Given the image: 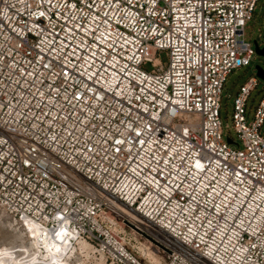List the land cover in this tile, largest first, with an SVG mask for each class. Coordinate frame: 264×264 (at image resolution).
Wrapping results in <instances>:
<instances>
[{"label":"built area","instance_id":"built-area-1","mask_svg":"<svg viewBox=\"0 0 264 264\" xmlns=\"http://www.w3.org/2000/svg\"><path fill=\"white\" fill-rule=\"evenodd\" d=\"M258 1L0 0V210L108 264H148L131 234L159 264H264L256 77L233 99L237 142L220 118Z\"/></svg>","mask_w":264,"mask_h":264},{"label":"rangeland","instance_id":"rangeland-1","mask_svg":"<svg viewBox=\"0 0 264 264\" xmlns=\"http://www.w3.org/2000/svg\"><path fill=\"white\" fill-rule=\"evenodd\" d=\"M245 33L247 39L252 44L255 56L248 66L235 68L229 73L222 89L220 110L223 131L225 135L230 136L236 142L237 137L232 126V107L233 99L239 89V86L250 77H256L258 81V85L251 92L246 104V117L248 121L252 119L255 108L264 91V79L257 75V67H260L264 71V55L258 54L255 50L256 46L260 49L264 47V0H259L257 2L253 16L247 23ZM159 58L163 63H165L167 61L166 53L160 52ZM145 68L150 69L151 67L147 64ZM262 131H264V125ZM10 220L11 219L6 215V213L0 210V253L6 252L9 255L14 256L17 255L16 253L18 251V240L16 238V233L18 231L14 230L15 226L10 224ZM130 237L131 248L136 251L148 264H159V262L162 261V256L156 253L154 246H152V244H150L142 236H139L138 234H131ZM91 252L87 254V252H81L80 249L77 250L78 255L71 264H108L104 260L100 259L95 251L92 250V247ZM152 256L157 259L156 262Z\"/></svg>","mask_w":264,"mask_h":264},{"label":"bare ground","instance_id":"bare-ground-1","mask_svg":"<svg viewBox=\"0 0 264 264\" xmlns=\"http://www.w3.org/2000/svg\"><path fill=\"white\" fill-rule=\"evenodd\" d=\"M125 212L132 215L130 210ZM10 221V224L15 226L14 230L18 231L16 233L18 251L17 255L14 256L1 252L0 264H71L67 257L72 254V251L68 250V242L65 238L62 241L59 239L53 240L52 238H47V233L33 223L27 222L21 226L12 220ZM91 247L89 242L79 240L75 253L77 254V250L80 249L81 252H87L88 254L91 252ZM92 250L94 251L93 247ZM99 257L104 260L102 255H99ZM153 259L155 262L157 261L155 257Z\"/></svg>","mask_w":264,"mask_h":264},{"label":"snow or ice","instance_id":"snow-or-ice-1","mask_svg":"<svg viewBox=\"0 0 264 264\" xmlns=\"http://www.w3.org/2000/svg\"><path fill=\"white\" fill-rule=\"evenodd\" d=\"M40 15L43 16V13H40ZM45 67H47V66H45ZM48 70L51 71V69H48ZM17 71H19V69H17ZM62 75H64V76H70V74L67 73V72L62 73ZM9 82H11V81H9ZM17 86H19V83L18 82H17ZM88 91H89V89H85V93H87ZM93 96H94V94H93ZM73 98L75 100H77V101L83 102V95H81V94H74V97ZM88 106L91 107V101H89V105ZM69 118H71V117H69ZM92 118L95 119V115L94 114H93ZM77 123H82V121L77 120ZM102 123L103 122L101 121V124ZM87 126L88 125H86V127ZM95 131H96V129H93V132H95ZM140 134L141 133L137 132L135 135L138 137ZM185 134H187V130H185ZM115 135L118 136V135H120V133L117 132V133H115ZM124 142L125 141H122V140H116L115 141L116 144H123ZM117 150L119 151V149H117ZM195 167L197 169H201L203 167V165L200 163V161H197ZM58 219H60L62 221L63 220V217H59ZM65 235H66V233L64 231H60V232L53 231L52 232V239L53 240L59 239V240L62 241L64 239V236ZM254 239H255V236H254ZM253 250L259 251V249L257 248V245L256 244L250 245L249 248L247 249L248 252H251ZM57 251H59V249H57ZM261 254L264 255V253H261Z\"/></svg>","mask_w":264,"mask_h":264},{"label":"water","instance_id":"water-1","mask_svg":"<svg viewBox=\"0 0 264 264\" xmlns=\"http://www.w3.org/2000/svg\"><path fill=\"white\" fill-rule=\"evenodd\" d=\"M255 50H256V52H257L258 54H260V55H264V47H262V48L260 49L258 46H256ZM257 75H258L260 78L264 79V71H263L260 67H257ZM228 142H230V143H235V142H233V140H231L230 138H228Z\"/></svg>","mask_w":264,"mask_h":264}]
</instances>
